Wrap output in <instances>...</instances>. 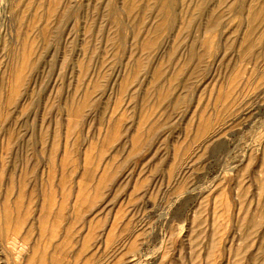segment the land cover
Wrapping results in <instances>:
<instances>
[{"label":"rangeland","instance_id":"1","mask_svg":"<svg viewBox=\"0 0 264 264\" xmlns=\"http://www.w3.org/2000/svg\"><path fill=\"white\" fill-rule=\"evenodd\" d=\"M0 264H264V0H0Z\"/></svg>","mask_w":264,"mask_h":264}]
</instances>
